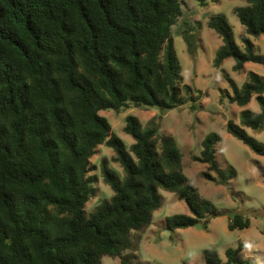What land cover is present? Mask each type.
Returning a JSON list of instances; mask_svg holds the SVG:
<instances>
[{"label":"trees","instance_id":"1","mask_svg":"<svg viewBox=\"0 0 264 264\" xmlns=\"http://www.w3.org/2000/svg\"><path fill=\"white\" fill-rule=\"evenodd\" d=\"M184 1L0 0V264H100L103 256L138 245L139 232L161 206V189L176 193L191 212L166 217L169 230L215 213L188 183L173 136L160 134L153 121L143 127L129 114L124 131L133 142L126 147L99 113L129 104L167 110L195 100L173 45L172 26ZM194 1L205 7L211 0ZM235 13L245 30L243 48L224 15L207 21L222 38L214 65L232 57L234 71L247 62L264 66V54L249 36L264 35V0H245ZM191 35L184 30L189 46ZM228 80L232 93L224 89L222 95L240 106L254 97L260 111L241 110V125L228 120L226 129L264 155L263 144L244 129L264 127V76L250 71L240 86ZM219 141L217 133L207 134L196 159L227 183L236 171L219 168ZM103 143L123 175L101 161L113 194L87 214L85 203L96 194L90 157ZM248 225L235 214L228 228ZM242 247L227 248L224 262L206 249L205 264L241 263ZM121 264L132 263L123 258Z\"/></svg>","mask_w":264,"mask_h":264},{"label":"rangeland","instance_id":"2","mask_svg":"<svg viewBox=\"0 0 264 264\" xmlns=\"http://www.w3.org/2000/svg\"><path fill=\"white\" fill-rule=\"evenodd\" d=\"M243 5L245 0H211L205 7L194 0L183 2L182 13L172 26L173 45L181 65L183 83L192 88L195 100H186L181 106L167 110L129 104L119 111L105 109L99 112L108 119L112 132L124 141L126 147L133 142L131 135L124 131L125 117L129 114L137 116L143 127L153 121L160 134L173 136L182 154L188 183L211 202L215 213L194 226L169 230L165 225L166 217L191 212L176 193L161 189V206L153 212L149 226L139 232L141 241L138 245L116 256H103L100 264H121L123 258L132 264H205L206 249L217 251L224 262L227 248H236L239 243H243L237 254L241 263L232 264H264V155L257 154L226 129L228 120L241 125V110L248 108L258 113L260 107L254 97L248 104L240 106L222 95L224 89L232 93L228 78L240 86L247 81L250 71L264 76V66L247 62L243 70L234 71L232 57L224 59L219 66L214 65L222 38L207 26L211 15H224L233 28L235 42L243 48L241 36L245 30L235 13V8ZM185 29L192 34L191 46L183 37ZM249 36L257 51L264 54V35ZM194 90L201 91V94ZM244 129L264 146V127ZM212 132L220 136V141L215 144V160L219 168L226 173L231 168L236 171L227 183L218 181L209 163L196 159L201 153L202 140ZM113 156L112 148L103 143L90 157L92 170L89 173L96 177V194L85 203L87 214L113 194L103 180L101 161L105 159L120 177L123 175L122 167ZM205 173L214 179H208ZM235 214L248 219L249 225L230 230L228 223Z\"/></svg>","mask_w":264,"mask_h":264},{"label":"crops","instance_id":"3","mask_svg":"<svg viewBox=\"0 0 264 264\" xmlns=\"http://www.w3.org/2000/svg\"><path fill=\"white\" fill-rule=\"evenodd\" d=\"M246 64V63H245Z\"/></svg>","mask_w":264,"mask_h":264}]
</instances>
